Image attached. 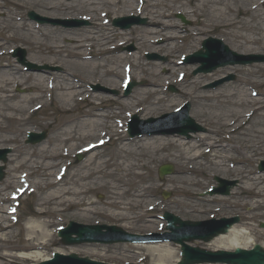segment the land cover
Masks as SVG:
<instances>
[{
  "label": "bare ground",
  "instance_id": "obj_1",
  "mask_svg": "<svg viewBox=\"0 0 264 264\" xmlns=\"http://www.w3.org/2000/svg\"><path fill=\"white\" fill-rule=\"evenodd\" d=\"M11 1L19 7L27 3L23 4L25 0ZM71 1L55 0L53 3L48 2L45 10L49 11L50 14L59 13L69 16L65 12L70 11L69 13H71L72 6L80 5L88 8V12L85 15H87L86 18L93 20V26L82 29L80 31L81 35L76 36L72 45L60 43L59 37L56 36L57 34H70L71 31L45 28L39 33L35 30L38 28L37 26L32 28L29 24L24 25L14 22H9L10 24L0 23V33L6 30L8 25L11 26L12 33L7 34V37L3 40H16L20 46H26V49L31 53V62L37 63V61L45 60L46 62L49 61L48 63L54 62L65 65L63 74L98 73L100 74V80L105 84L111 85V87H115V79L121 78L124 73L129 71L134 73L136 70L148 76L159 77L158 63L142 62L141 50L142 52H154L169 56L166 66L169 68V74L181 69L182 66H179L172 57L177 52L178 46H175V42L178 38H181L180 28L183 25L180 22L172 23L169 20H164L171 14L165 9V5H161V0L147 1L140 6L139 9L146 13L149 23L144 27L136 26L129 30H117L105 19L110 10L117 16H120V13L125 9H127L126 14H130L133 9L131 6L137 0H76L75 4H72ZM168 1L171 4H175L183 0ZM246 6L247 9L243 10L241 8ZM170 9L175 11L177 8ZM12 10L14 11V9ZM239 11L243 12L242 15H246L248 11L249 19L245 21L240 19ZM183 14L185 17L188 14L198 16L194 22H200V30L203 32L210 26L231 29L229 33L237 39H242L246 44L257 43L258 39L251 38L241 31L255 32L264 29V0H197L195 6L188 11H183ZM199 17H202L200 21L198 20ZM78 30L80 29L74 30L71 35ZM116 36L120 37L115 38ZM129 38L133 39L137 47L136 53H120L117 51V48L125 43L124 40ZM156 39H161L163 43L155 46L154 40ZM244 48L246 49V47ZM3 53V44L0 43V56ZM47 58L48 61L46 60ZM22 66L18 61L0 64L1 128L4 121L15 119V114L24 113L31 105L43 106L52 96H56L58 103L67 110L76 102L86 100L105 101L108 99L105 95L84 89L82 85L77 84V81L70 79L68 75L31 73L21 76L22 72L25 73ZM29 80L32 82L30 86L33 93L31 95L19 96L15 93L13 90L14 85L18 87ZM261 83H264V81ZM150 84L151 87H155L154 82ZM154 94H157L156 88L142 89L137 94L139 98H134V100L136 99L137 103H143L148 96ZM188 95L189 101L192 103L207 100L206 104L199 105L200 108L207 109L210 112L208 115L210 121L214 123L220 122L226 128V132L219 136L214 133L217 130H214L212 136L195 134L191 139H185L178 135H172L168 138L162 135H143L130 139L123 134L118 140L120 143L117 150V156L120 159L117 165L121 170V175L116 177L112 176V172L107 171L110 167L108 165L110 163L108 162L109 160L95 161L93 158L77 167L76 175L72 176L74 181L69 185V182L65 181L66 176L70 177V174H67L71 163L67 158L71 152L69 145L73 141V133L77 126H80L84 131L86 130L87 135H92L96 132V127L104 124L101 120L104 118L111 119L106 126L109 128L107 131L118 134L121 124L119 116L129 115L132 112L129 110L131 104L126 105V110H122L124 104L120 105L121 108L114 107L106 112L101 108H93L86 111L83 118L76 117L75 119L61 120L58 124H54L55 131L52 143L43 142L38 144V147L25 154L20 162L11 158L10 162L13 160L14 162L9 166V177L6 183L0 184V249L5 244L9 245L14 237L12 230L14 223L10 222L13 217L7 216V212H12L10 210L12 207H9V203L18 193H35L37 195L38 217L42 218L41 220H35L25 228L27 245L24 246V250H29L30 252L22 253L18 257L23 260L31 258L32 261L39 262L48 258V256H43L39 249L50 242L51 236H53V231L50 228L58 224L62 213L67 210L78 209L89 214L93 212L106 216H120V214L125 216L126 212L130 211L133 212L136 218L144 216L149 210H163L164 207L160 206L158 201L148 197V189L151 188V185L140 188V190L132 189V191H127L122 187L132 184L130 181L133 175L140 176L134 170L145 168L153 163L154 160L161 161L164 159L162 155H166L167 148H171L175 153L172 159H175L180 168L179 176L175 179L176 186L174 187V189L180 191H189L188 186L196 183L187 179L186 175H191L193 170H199L196 165H199V159L205 153L210 152L213 159H217L214 162L219 164V166H222L225 162L220 160L223 157H218L217 154L225 148L234 152L235 159H238V155H235L238 152L247 159L252 158L229 134H236L244 126L249 125L250 118L254 114L261 116L263 119L255 125V129H252V124L249 126V130L252 129L250 130L252 134L245 135L243 134L245 133L244 131L242 134L248 137L249 147L259 145V148H254L252 151L255 149L264 150V103L259 98L253 97L254 95L249 90H241L235 95L233 92L227 91L225 94L218 91L216 93H207V95L202 92ZM219 96L224 99H219L217 103L214 100L218 99ZM119 98L120 100L123 99L121 96ZM136 101L135 105H138ZM155 105H159L158 100L150 103L151 107ZM148 111L149 109L143 108L142 113L147 114ZM21 120L23 123L26 122L24 118ZM104 129L105 127H102L97 134L103 135L105 133ZM12 139L0 136V146L7 145L5 143L10 142ZM222 139L230 140V142L227 143ZM17 149L16 147L15 150ZM167 156L170 157V155ZM227 157L230 160L233 158L230 155ZM19 169L22 170L19 171ZM263 174L237 171L236 175L239 180L237 188L242 189L240 193L242 195L243 193L249 194L255 189H257L256 193H261L260 184L264 180ZM105 178H110L111 184L103 182L102 180ZM142 181L152 182L146 177ZM93 190H103L106 200L97 204L95 200L86 199V195ZM127 196H131V200L125 203L122 202L121 199ZM220 199L226 200L227 198L220 197ZM235 203L237 205H245V203L236 201ZM260 205H262L261 202L253 201L250 203V208H261ZM111 208L122 210L123 212H115L110 210ZM16 214L18 215L19 212L17 211ZM52 214H55L56 217L50 216ZM14 217L16 218L17 216ZM243 231L246 232L245 230ZM243 236L242 229L234 226L227 234L214 238L213 243L218 249H231L240 246L237 238ZM143 246L147 251L157 253L159 264H166L169 256H171V252L166 248L167 244L159 243ZM8 255L0 253V264H16L15 261L7 260L6 256ZM10 257L13 256L10 255Z\"/></svg>",
  "mask_w": 264,
  "mask_h": 264
},
{
  "label": "rangeland",
  "instance_id": "obj_2",
  "mask_svg": "<svg viewBox=\"0 0 264 264\" xmlns=\"http://www.w3.org/2000/svg\"><path fill=\"white\" fill-rule=\"evenodd\" d=\"M55 0H25L27 2L24 6H17L14 5L11 0H0V23L8 24L9 22L14 23H21V24H29L32 28L35 27V25H38L33 20H29L27 13L29 10H33L36 13H38L40 16H46L50 18L55 19H63V17H73V18H81L88 12V8L84 6H72L71 13L70 11H67L65 13H68V15L63 14H50L49 11L45 10L47 8V3L51 2L53 3ZM147 1L152 0H144V4ZM189 1V2H188ZM183 0L182 2H178L175 4H171L168 0H161L162 4L165 5V9L169 11L171 14L169 17L164 18V20H169L172 23L173 22H180V18L176 14H183V11H188L192 9L195 6V3L197 0ZM72 4L76 3V0L71 1ZM187 2V3H186ZM138 2L134 3L133 6H131L133 9L130 14H126L125 9L122 13H120V17L124 16H130L131 14H134L141 19L144 20L143 24H137L133 25L129 29H132L133 27L140 26L144 27L148 25L149 19L147 18V15L145 12H138ZM141 6V5H140ZM248 6V5H247ZM246 7H241L243 10L247 9ZM170 8H177L175 11H172ZM14 9V11L12 10ZM178 10V12H176ZM242 10V11H243ZM13 11V12H12ZM181 11V12H180ZM11 12V14H9ZM240 12V11H239ZM244 12V11H243ZM243 12H240L239 18L245 20H248V11L246 15H242ZM125 13V14H124ZM250 13V11H249ZM11 15V16H10ZM111 17H119L117 15H114L112 11L110 10V13H108L107 18L109 19V24ZM198 16L194 14H188L184 19L189 22V25L182 24V28H180V31L182 34H180L181 38H178L175 42V46H178L176 49V53L173 55V59L179 58V55L182 53H190L195 51L197 48H199L200 42L202 39L207 35H212L218 38H221L223 42L228 45V47L235 51V53H242V54H261L264 55V29L258 30L255 32H244L241 31L244 34H247V36H250L251 38L258 39L256 41L257 43H251L246 44L244 43L242 39H237L231 35V29H226L222 27H216V26H210L206 31H202L200 22L195 23L194 20L197 19ZM70 19V18H69ZM202 19V17H199V21ZM88 24L82 25L80 27L76 28H67L61 24L53 25L50 22L49 23H41L38 25V28L35 29L37 32L41 33L45 28H57L62 29L66 31H71V33L74 30L80 29L76 31L75 34H68L65 33L64 35H56L59 37V41L62 44L65 45H72L76 39V36L81 35L82 29L91 28L93 26V20H88ZM112 22V21H111ZM10 24V23H9ZM112 27H114L112 25ZM66 28V29H65ZM117 30H120L117 27H114ZM128 30V29H127ZM186 30L185 32H183ZM11 32V26H7V29L0 33V43L3 44L4 54L0 57V64H7V63H15V58L12 57L11 54H9L8 48H15L19 43L16 40H3L5 37H7V34H10ZM120 36H116L115 38H119ZM134 37V36H132ZM126 43L121 45L117 48V51L120 53H128L125 48L128 46H132V51L129 52L131 54H135L137 51V47L135 46V43L133 42V39H126L124 40ZM163 43L162 40H156L155 46L161 45ZM25 49V58L30 60L31 62V53L29 50L26 49V46L22 45ZM246 47V49L244 48ZM193 50V51H191ZM147 53V52H146ZM159 54V53H158ZM140 55H142V62H149L148 58L142 52L140 51ZM160 58L158 60H150V62L158 63L157 70L160 72L159 77L155 78L153 76H148L140 71H136L132 73V78H134L138 82H143L142 85L135 86V88L132 89V92L128 95L127 98H123L120 100L119 96L122 94L120 87V78L115 79L116 85L115 87H111V85L105 84L100 80V74H83V73H75V74H63L65 65H61L59 63H48V58L46 59L48 62L44 61H37L33 62L36 64H48L52 66H59L60 71H49V70H42V72H25L21 73V76H26L27 74L31 73H51L58 74V75H68V77L72 80L77 81L76 83L79 85H82L84 89H90L92 90L91 86L100 85L101 89L94 90L95 93H99L101 95H105L108 97L107 100L103 101H91L86 100L83 102H76L73 103L69 110L63 108L59 101L57 100L56 96H53L52 100L48 102V104L44 105L41 109H38L37 111H34L32 113L31 110L33 109L32 105L29 106L26 111L22 114H15V119L7 120L3 122V127H0V136H6L13 138L10 142H7L5 144L7 145H1L6 147H1L0 150H3L4 148L10 147V150L6 154V163H5V176L3 180L0 181V184H4L7 181V178L9 177V166H11L15 161L20 162L22 158L27 154L28 152L32 151L34 148L38 147V144H26L25 143V136L28 131H35L39 132L44 129H47V137L42 142H50L52 143V137L53 133L55 131L54 124H58L61 120L66 119H75L76 117H82L85 115L86 111L92 110L93 108H101L104 112L109 111L111 108L114 107H120L121 104H124V107H122V110H126V105L131 104L129 107V110L133 112L134 109L137 111H141L142 108L149 109L147 114H143L142 111L139 113V117L141 119H146L149 117H156L165 113L172 111L175 107H177L180 103L183 101L189 100L188 94H194V93H216L220 91L222 94H225L227 92H233L234 95L238 94L241 90H250V87L258 92V96L256 98H259L260 101L264 102V83H261L264 80V63H251L249 65H226L220 68H216L211 73H198L196 75H192V70L196 67V65H185L182 66L181 69L175 70L172 72V74H169V68H167V61L169 59V56L166 54H159ZM49 57V56H47ZM178 72H183L184 77L182 80L177 81L175 84L174 81L177 78ZM231 73L235 75V79L233 81H228L227 83L224 82L223 84L217 86L215 89H205V85L210 83L211 81H214L218 78H221L223 76H226V74ZM48 75V74H43ZM106 80V79H105ZM154 82L155 87H151V84ZM174 83L175 87L178 89L175 93H171L168 90H166L167 83ZM31 80L27 81L26 83H22L20 86L13 87V90L15 93H17L19 96H26L31 95L32 88ZM147 88H156L157 94L150 95L143 103H137L136 99L139 98V91L142 89ZM116 91V92H115ZM252 92V91H251ZM120 93V94H119ZM235 97V96H233ZM126 99V100H124ZM188 99V100H186ZM219 99H224L221 96H219L218 99L214 100L217 103L219 102ZM158 100L159 105H155L153 107L150 106V103ZM135 101L136 104L135 105ZM190 102V111L189 115L194 119V121L198 124H200L203 128V132H199L200 135H208L212 136L213 131L217 130V132H214L215 134H222L226 132V128H224L223 125L220 124V122H211L209 119V111L204 108H200L199 105L206 104L208 101L206 100H200L197 103ZM221 103V102H220ZM137 106V108H136ZM30 107L32 109L28 110ZM223 117V116H220ZM25 119L26 122H22L21 119ZM125 117L123 115L119 116V119H124ZM128 119V118H127ZM263 119L261 116H257L254 114L250 118L249 125L244 126L241 130H239L236 134H229L230 137L236 140L238 145H241V147L244 148V151L252 156V158L247 159L243 155H241L239 152L235 155H238V159H235V156L233 155L234 152L229 151V149L225 148L224 150L220 151L217 156L223 157L220 160L225 162L222 166H219V164L215 163L214 161L217 159H213L211 156V153H206L202 158L199 159V170H193L191 175H186L187 179L193 180L192 182L195 184H192V186H188L189 191H180L177 189H174L176 186V178L179 176V166L175 159H172L175 153L171 150V148L166 149V155L163 154L161 161L154 160L153 163H151L149 166L134 170L135 173L139 174L140 176H132V179L130 182L132 184H129L128 186H124L122 188L126 189L127 191H132V189H139L146 187L147 185H151V188L148 189V197L150 199H154L157 201H162L160 206L164 207V211L172 212L175 215L180 216L182 219H189V220H203V219H209V218H220L223 216H234L238 215L240 217L239 224L235 225L238 228L242 229L243 237L237 238V242L239 245L246 247H250L254 243H260L264 246V229L260 228L259 222L264 221V180L261 182V193H256L257 189L253 190L252 193L246 194L243 193V195L240 193L242 191L241 188H237L239 184L238 177L236 175L237 171H250L251 174L253 173H259L258 171V165L261 160H264V150L263 149H255L259 148V145L256 147H249V142L247 141V138L245 135L252 134L250 130L255 129V125L259 123V121ZM104 124L102 126L96 127V132L92 135H87L86 130L84 131L81 129L80 126H77L74 131L73 141L69 145V148L71 149V156H68V159L71 161L70 168L68 170V175L65 178V181L69 185L74 181V178H72L73 175H76L75 171L78 169L77 167L80 164H84L86 161H89L91 159H95V161H102V160H109L110 162L108 165L110 166L107 171L112 172V176L116 177L118 175H121V170L118 167V163L120 162L119 157L117 156V150H118V144L120 143L118 140L120 138V134H113L107 130H109L107 124L110 123L111 119L104 118L101 119ZM127 121V120H126ZM125 121V123H126ZM124 123V120H123ZM253 126L252 129L249 130V126ZM102 127H105L104 130L107 131V134H111L112 137L108 138V141L102 146L101 148L94 150L92 152H87L86 154H83V157L81 160L76 159V149H79V147L85 145L87 142H95L98 138H103L104 136H100L97 134L98 130H101ZM126 127H122L124 130ZM245 132L242 134V132ZM250 132V133H249ZM97 134V135H96ZM198 134V133H197ZM198 134V135H199ZM195 134H190L189 139L192 138V136ZM183 138L187 139L186 136H182ZM105 139V138H104ZM106 140V139H105ZM226 142H230V140H226ZM224 142V143H226ZM18 148L15 150V148ZM220 154V155H219ZM151 155V154H150ZM167 155H170L167 156ZM230 155L233 157L231 160L227 157ZM233 155V156H232ZM14 158L13 161L10 162V159ZM229 160V161H228ZM173 164L175 173L169 176H165L161 181L158 179L157 176V168L161 164ZM214 163V164H213ZM1 164V162H0ZM111 164V165H110ZM22 169H19L21 171ZM264 172L260 173L263 174ZM264 175V174H263ZM222 177L223 179L227 180H236V185L231 189V192L227 196H217L213 195L211 196H203L202 192L209 188L212 185H215L214 177ZM150 179L152 182H143L142 180L144 178ZM103 182H107V184H111L110 178H105L102 180ZM68 185V184H67ZM234 193V194H233ZM163 194L167 195V197H163ZM202 195V196H201ZM220 197L227 198L226 200H221ZM131 196H127L123 199H121L122 202H128L131 200ZM86 199L95 200L98 203L104 202L105 199V192L103 190H93L91 193L86 195ZM20 206H19V217L17 220V223L14 224L13 227V235L12 242L8 245L5 244L0 249L1 254H9L6 256L7 260L15 261L16 264H30L34 263L35 261H32L30 259H21L18 257V255L30 252L29 250H24L27 245L26 239L27 235L25 233V228L30 224L33 223L35 220H41L42 218H39V214L37 211L36 201H37V195L35 193H32L27 196H23L20 200ZM238 203H245V205H237ZM253 201L261 202L262 205H260L261 208H250V203ZM115 212H123L122 210L118 209H110ZM135 211V210H131ZM164 211H161V209L152 210L151 212L146 213L144 216L140 218H136L133 212H126L125 216H106L102 214H96V213H88L79 211L78 209H72L67 210L65 213H62V218L59 220V224H56L53 228H50V230L55 231L54 235L51 236V240L47 245H44V247L39 249V252L43 256H51L52 252L60 251L64 253L68 252H76L79 255L82 256H88L89 258L98 260V261H104L108 263H114V264H123L124 262H142L144 264H159L158 261V255L157 253H153L152 251H147V249L142 246H134L131 244H113V245H100V244H84L80 246L75 247H66L63 246L57 235L56 231L58 227L56 226H66V224L69 221H74L84 224H116L124 228L125 230L129 232H138V233H145L149 231H158L162 226V224H165L163 221H161L157 217V213L161 214ZM50 216L56 217L55 214H52ZM11 222V221H10ZM12 223V222H11ZM245 230L246 232H244ZM214 240V239H213ZM213 240L209 243H203V242H197L194 245H198L201 247H204L209 250L215 249V244L213 243ZM1 244V241H0ZM149 245V244H148ZM154 245V244H150ZM167 247L169 251L171 252V256H169L168 261L166 264H173L175 261L179 258V246L173 243H167ZM232 247V246H231ZM230 247V248H231ZM232 249V248H231ZM12 255L13 257H10ZM5 261V260H4Z\"/></svg>",
  "mask_w": 264,
  "mask_h": 264
},
{
  "label": "water",
  "instance_id": "obj_3",
  "mask_svg": "<svg viewBox=\"0 0 264 264\" xmlns=\"http://www.w3.org/2000/svg\"><path fill=\"white\" fill-rule=\"evenodd\" d=\"M211 68H212L211 66L207 67V68L201 67L199 70L200 71L201 70L202 71H208ZM229 78H232V76H229V77L226 76V78L219 80L217 83H214L213 85H217L218 83H220V82H222V81H224L226 79H229ZM185 109H187V107ZM184 113H185V110H184ZM41 137L42 136H35L34 135L33 138H32V140H33L32 142L38 141ZM1 158L3 159V161L5 160L3 156ZM2 168L3 167H0V179L3 176ZM171 168H172L171 166H164L163 168L159 169V176L162 177V175H164L166 173H170L171 172ZM219 191L227 193L228 192V187L220 188ZM232 221H234V220H231V221L225 223L224 226L223 225H218V226L211 225V227L208 228V233L206 234V236H204V237L201 236L200 238L206 241V240L210 239L213 235L218 234L219 232H225L226 231L225 227L230 226L229 223H231ZM194 225L195 224H192V225L185 224L186 227H191V226H194ZM77 228L80 229V231L82 233L87 232V231L93 232V231L97 230V228H92V227H77ZM195 237H197V236H190L187 239H192V238H195ZM75 241H80V240H75ZM183 252H184L183 260L179 264H192L193 262L213 261V260H211L212 257H224V256H227V257H230V258L234 257V259H232L233 261L230 260L231 262H234V263H239V264H264V248L259 247V245H255L252 250H249V251L238 250L237 252H235L233 254L224 253V252H220V251L217 252V253H210L208 251H205V249L201 250L199 248L194 249V250L193 249L184 248ZM236 256H238V257H236ZM72 258H73V256L71 255L70 259H72ZM57 259H59V256L57 257Z\"/></svg>",
  "mask_w": 264,
  "mask_h": 264
}]
</instances>
